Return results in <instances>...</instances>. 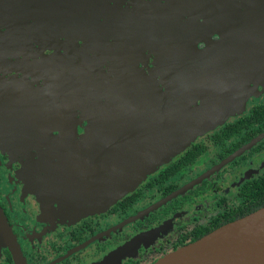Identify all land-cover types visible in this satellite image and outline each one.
<instances>
[{"label": "flooded vegetation", "instance_id": "af4514ba", "mask_svg": "<svg viewBox=\"0 0 264 264\" xmlns=\"http://www.w3.org/2000/svg\"><path fill=\"white\" fill-rule=\"evenodd\" d=\"M190 88L176 142L106 208L46 175L63 123L118 149ZM0 98V264H152L264 206V0H0Z\"/></svg>", "mask_w": 264, "mask_h": 264}, {"label": "water", "instance_id": "95a60500", "mask_svg": "<svg viewBox=\"0 0 264 264\" xmlns=\"http://www.w3.org/2000/svg\"><path fill=\"white\" fill-rule=\"evenodd\" d=\"M144 91L136 93V101L141 99L140 96L147 95ZM189 91L191 88L187 89L183 95L180 92L177 94L181 100L173 103L168 115L164 118L165 123L160 124L155 131H151L144 140H140L138 132L142 130L141 123L145 118L137 116L138 120L141 119L140 123L137 122L129 132L130 137L136 138L138 142L120 155L107 153L108 151L99 152L95 147L86 146L88 139L98 137V134L93 132L100 130L99 121L95 120L93 130L85 137L78 139L74 131H69L73 127L70 128L63 123L60 126L59 135L62 148L56 151L53 164L46 168V175L52 179L51 182L59 190L75 192L79 200L87 199L88 208L101 207L117 200L155 169L161 154L176 140L178 132L187 121ZM140 101L145 105L141 113L146 111L148 104L153 105V101L151 103L144 99ZM182 112L183 115L180 114ZM192 136L193 134L190 138ZM187 142L177 144L178 147L170 149L167 156L176 153ZM165 158L166 156L163 160ZM134 177L136 179L123 190V193L121 192L107 202L102 203L98 198L94 201L96 194L101 193L108 186L123 183ZM196 181L198 179L188 183L178 192ZM0 243H10L2 216H0ZM152 264H264V206L211 230L189 244L166 253Z\"/></svg>", "mask_w": 264, "mask_h": 264}, {"label": "rangeland", "instance_id": "374dc122", "mask_svg": "<svg viewBox=\"0 0 264 264\" xmlns=\"http://www.w3.org/2000/svg\"><path fill=\"white\" fill-rule=\"evenodd\" d=\"M88 124H89V122H88ZM84 128H86L87 127V125H85L84 124V126H83ZM88 128V127H87ZM88 134V131H87V133L86 134H84L82 137H85L86 135ZM137 142H138V140L136 139V138H131V139H129L128 141H127V145L126 146H121V147H119L118 149L116 148H114L113 146H109V147H104V148H98V149H96L97 151H99V152H104V151H108L107 153H110V154H118V153H122V152H125V151H127L128 149H130V148H132L133 146H135V144H137ZM109 151H111V152H109ZM50 159H53V154L50 156ZM151 173V172H150ZM149 173V174H150ZM149 174H147V175H149ZM146 175V176H147ZM145 176V177H146ZM145 177L141 180V181H143L144 179H145ZM140 181V182H141ZM135 187V186H134ZM133 188H131L130 190H132ZM129 190V191H130ZM116 201V200H115ZM115 201H113V202H115ZM113 202H109L108 204H111V203H113ZM107 204V205H108ZM107 205H105L104 207L106 208V206ZM103 207V208H104Z\"/></svg>", "mask_w": 264, "mask_h": 264}, {"label": "bare ground", "instance_id": "6f19581e", "mask_svg": "<svg viewBox=\"0 0 264 264\" xmlns=\"http://www.w3.org/2000/svg\"><path fill=\"white\" fill-rule=\"evenodd\" d=\"M176 142V140L171 144V146L174 144ZM170 146V147H171ZM166 150H168V149H166ZM165 150V151H166ZM170 150V149H169ZM164 151V152H165ZM133 179L134 178H132V179H130V180H128V181H125V182H123V183H119V184H116V185H112L111 187V189H113V188H117V187H120L121 188V190H123L124 188H126L128 185H130L131 184V182L133 181ZM108 187H110V186H108ZM108 190H110V189H107L106 190V192L108 191Z\"/></svg>", "mask_w": 264, "mask_h": 264}]
</instances>
